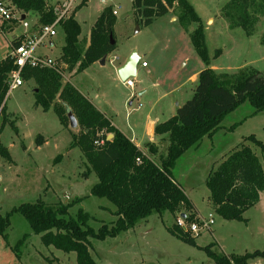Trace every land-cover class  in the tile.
I'll return each instance as SVG.
<instances>
[{
    "label": "rangeland",
    "instance_id": "374dc122",
    "mask_svg": "<svg viewBox=\"0 0 264 264\" xmlns=\"http://www.w3.org/2000/svg\"><path fill=\"white\" fill-rule=\"evenodd\" d=\"M69 1L45 0L50 8L61 7ZM229 1L188 0L203 26L209 66L213 65L218 73H234L249 67L264 74V14L259 17L251 36H246L241 28L229 29L226 20L221 16L222 7ZM81 2L82 0H74L71 7L73 9L69 14ZM107 7L117 10L114 25L115 49L106 57L103 65L97 62L93 66L94 70L90 68L85 74L71 73L74 70H70L61 58L64 33L60 28L52 38L53 48H46L44 45L35 51L36 54L47 55L57 61L63 82L75 85L86 94L84 89L89 93L98 91L97 84L91 81L96 79L101 82L100 90L116 101L121 97L125 101V98L131 95L125 103V107L131 110L138 105L137 90L153 83L163 88L175 86L180 83L186 72L194 68V62L191 60L186 68L182 67L180 57L183 54L191 56L194 53V61L202 63V68L205 67L202 60L195 55L191 42L186 44V41L190 40L187 32L178 21H170L171 15L177 19L178 11L157 17L151 25L145 27L134 15L132 0H86V5L79 10L76 17L81 27L80 36L88 37L91 26ZM13 11L18 13L16 9ZM35 15H27V21L33 22ZM166 23L176 24L170 30ZM189 29L193 31L195 25L192 24ZM18 32L20 29L5 36L0 35V61L9 56L8 39ZM82 43L83 40L81 45ZM129 51L138 52L141 58L138 62L139 75L136 79L132 78L133 84L136 85L134 90L121 81L111 82V79H108L110 71L115 72L117 58L123 60ZM217 51H221L220 54ZM112 60L113 64L110 62ZM143 61L149 64L150 69H155L153 77L147 76L141 70ZM140 78L143 82L138 85L137 80ZM195 86V83H188L181 92L189 91ZM34 89L31 82L24 81L21 87L10 91L4 99L5 118L8 122L0 131V144L7 148L12 163L6 162L0 156V215L5 216L21 204H33L37 201L52 207L71 203L65 218H75L78 211L82 210L90 216L88 226L94 231L102 224L110 225L115 221L114 206L105 199L91 196L90 189L96 184L97 177L93 172L85 174L88 170L87 163L79 148L69 149L71 136L78 134L79 128H69L68 122L61 125L52 110L43 112L40 107L37 108L33 96ZM130 101L132 105L129 106ZM1 118L2 115L0 125ZM39 135L44 139L41 146H37L35 141ZM250 135L264 146V110L255 112L248 102H244L223 118L219 129L212 136H204L196 146L178 158L170 171L173 182L182 189L199 214L195 213L194 220L213 221L209 231L200 233L195 238L196 247L182 243L167 231L180 215L186 216L182 209L174 215H152L115 238H106L103 241L90 239L89 253L94 262L215 264L200 249L210 244L213 245L212 252L222 256L264 251V191L260 193L259 202L244 213L243 216L247 219L244 223L226 221L219 217L213 210L205 185L209 172L241 145L249 147L259 161L264 163V155L260 149L251 142L244 141ZM159 145L162 146V151L168 143L159 142ZM59 156V160H56ZM158 159L159 156L154 159L155 162H158ZM9 222L7 239L0 238V264H76L75 253L65 254L52 246L45 247L40 241V235L33 234L26 220L19 214H12ZM24 235H27V238L20 252H17L14 245ZM249 264H264V259L256 258L249 261Z\"/></svg>",
    "mask_w": 264,
    "mask_h": 264
},
{
    "label": "trees",
    "instance_id": "16d2710c",
    "mask_svg": "<svg viewBox=\"0 0 264 264\" xmlns=\"http://www.w3.org/2000/svg\"><path fill=\"white\" fill-rule=\"evenodd\" d=\"M1 1V0H0ZM18 12L36 14L38 25H49L55 20L53 8L45 0H5ZM82 0L68 18L59 23L64 33L61 58L70 70L79 73L95 62L106 58L115 49V16L110 7L105 8L95 20L89 34L86 48L81 45V29L75 14L85 5ZM134 15L145 27L153 19L168 14H177L179 25L188 33L192 24L195 29L189 34L196 55L205 67L199 72L197 83L190 99L177 108L174 116L156 124L154 134L167 141L165 155L155 162L151 156L157 147L147 144L149 155H144L122 132L112 126L85 97L68 82L62 83V75L54 69L26 67L21 71L23 81L35 84L33 96L35 105L43 112L52 110L61 125L68 120L66 110L70 109L77 120L79 132L72 134L69 149L79 148L87 163V173H94L97 182L90 189L91 196L105 199L115 211V221L102 224L97 231L88 226L90 216L79 210L75 218H65L70 204L49 206L42 201L21 204L5 216L0 215V238L6 240L10 216H22L45 247L52 246L65 254L75 253L76 264H96L89 253L90 239L103 241L133 229L152 215L186 213L185 220L194 221L192 203L182 189L171 179L170 171L188 149L196 146L204 136H212L223 118L248 102L255 110H264V74L249 67L234 73H217L209 66L203 26L188 0H132ZM264 14V0H230L221 9V16L229 29L241 28L251 36L259 17ZM15 24V23H13ZM10 27L7 31H10ZM112 36L110 41L109 36ZM21 38H13L10 48L17 47ZM220 54L221 51H217ZM12 59L7 56L0 61V107L7 94L6 80L14 69ZM58 99V101H57ZM0 115V131L8 122L5 105ZM13 126V123H10ZM14 127V126H13ZM112 138L107 140V136ZM36 145L44 143L39 135ZM257 146L264 155V146L250 135L244 139ZM102 142V144H95ZM0 156L12 163L7 148L0 144ZM60 156L56 160H59ZM138 161V162H136ZM209 200L214 212L226 221L247 222L244 213L259 202L264 191V163L245 145L231 152L206 178ZM77 202L80 201L76 200ZM168 233L182 243L196 247L195 238L174 223ZM27 235L14 245L20 252ZM212 244L200 248L215 264H249L256 258L264 259V251L244 255L222 256L212 252ZM18 256V255H17Z\"/></svg>",
    "mask_w": 264,
    "mask_h": 264
},
{
    "label": "crops",
    "instance_id": "0c3cea01",
    "mask_svg": "<svg viewBox=\"0 0 264 264\" xmlns=\"http://www.w3.org/2000/svg\"><path fill=\"white\" fill-rule=\"evenodd\" d=\"M85 5H86V3H85ZM78 13H79V11L74 16L75 20H76ZM169 13H171V11H169L168 14ZM27 15H29V14H26V17H27ZM35 16H34L33 22L38 21L37 16L36 17ZM170 21L176 22L177 19L175 16L171 15ZM209 22H211V20H209ZM77 23H78V21H77ZM166 24H167V26L169 25V27H167V28H170V30H171L172 28H174V25L176 23H166ZM79 26H80V24H79ZM92 26H91V28H92ZM11 27H12V29L10 31L4 32V34H3L4 36L7 35V33H10V32L13 33L17 29H20V32L13 34L12 38L8 39L9 48H10V41L13 38H17L18 36H20L23 33V29L21 28L20 25L14 24ZM91 28H90V30H91ZM80 29H81V27H80ZM190 32H191V30L189 29L188 33H190ZM89 34H90V31H89ZM89 34H88V37L82 35V36H79V38H78L80 43H81V40H83L82 44H83L84 48H86L88 46ZM187 42H190V40L186 41V44H188ZM186 46H187L186 48H188V50L192 53V51L188 47V45H186ZM45 47L46 48H53L54 47V42L52 41V39L47 42ZM131 51H129L126 54V56L123 58V60L121 58H117V65L115 66V72L112 71V73H111V71H110V73L108 74V79L110 78L111 82L120 81L117 74H116V69L118 67H120L126 61L127 57L130 55ZM149 52H151V51L149 50ZM192 54H194V53H192ZM192 54H191V56H189L188 54H185V55L183 54V56L180 57V59H181L180 62L183 63V66H182L183 68H186L188 66V63L190 60L192 62H194V66H193L194 68H191V70L189 72H186L183 75V79L180 81L179 84L177 83L175 86H172V87L166 86V88H163V87H160L157 83H153L152 85H150L148 87H144L142 90H140V89L137 90V92H138L137 93V96H138L137 104L138 105L135 109L128 110L125 107V103L128 101L129 98H131V95H130V97L125 98V101L122 97L119 101H116V100L112 99V97H109L103 91L100 90L101 82L97 81L96 79H91L93 84H97V86H98V87H96V89L98 91H95L93 93H89L87 89H84V91H86V94H84V92H81V90H79L75 85L74 86L72 85V86L83 97H85L101 114H103L110 121V123L112 124L113 127H115L120 132H122L144 155H146V156L149 155V151L147 149V144H153L154 146H156L157 152L154 156H151L152 159H156L158 156L160 157V156L165 155L164 152H166V148L168 146L167 145L166 147H164L162 149V151L160 150L162 146L159 145V142H164L165 140H163L162 137L156 136L154 134V128H155L156 124L164 122V121L168 120L170 117L174 116L177 108L180 107L183 103H185L186 99H188L189 97L192 96L193 90L195 87L189 91H186V92H181L182 88H184V86H186L188 83L191 85H193L194 83L196 84L198 74L203 69L202 63H198L197 61H194ZM136 55L139 57V60H140L141 58H140V55L138 54V52H136ZM45 56H47V55H45ZM113 63L114 62L112 61V64ZM96 64H97V62L90 65L87 69L82 71V74H85L86 71L89 70L90 68H91V70H94L93 66H95ZM209 67L211 69H213L215 72L218 71V70H216V68L213 65H210ZM138 69H139V65H137V68H136V74L134 77L135 79L139 75ZM141 70L149 77H153L155 75V69L154 68L150 69L148 63H146V67H141ZM74 72H75V70L71 73H74ZM134 81H136V80H134ZM137 81H138V85H140L143 82V79L140 78ZM28 82H31V84L33 85V88H35V84L32 80H30ZM62 83L64 84L66 82L62 81ZM135 88H136V85H133L132 89L134 90ZM134 95H136V94L134 93ZM134 98L135 97H133V99ZM116 102L117 103L119 102V105H117ZM128 105L129 106L132 105L131 101L128 103ZM37 108H39V107H37ZM161 152H163V153H161ZM194 211H195V209H194ZM195 213L197 215H199L197 213V211H195Z\"/></svg>",
    "mask_w": 264,
    "mask_h": 264
},
{
    "label": "built area",
    "instance_id": "2783aa9c",
    "mask_svg": "<svg viewBox=\"0 0 264 264\" xmlns=\"http://www.w3.org/2000/svg\"><path fill=\"white\" fill-rule=\"evenodd\" d=\"M74 0H70L61 7H53V14L55 15V20L49 25H38L37 22L27 21L26 14L18 12L14 13L15 8L7 1H0V35H3L11 26L15 23L20 25L23 29V33L18 36L21 38V42L17 47L10 48L9 57L13 61L14 69L9 73L6 85L7 94L23 85V80L21 78V71L26 68H37V69H54L60 72V68L57 66V61L51 59L45 55L36 54L35 51L47 44L53 37L57 34V29L59 28V23L69 17V12L72 7ZM104 3V1H101ZM12 6V7H11ZM112 14L116 16L117 10L111 9ZM17 37V38H18ZM113 61V60H112ZM110 61V62H112ZM141 67H146V62H141ZM61 73V72H60ZM62 75V73H61ZM130 89L133 88L132 78L127 79L123 82ZM6 97V96H5ZM4 104V101L0 107V110ZM95 144H102V142H96ZM138 162V161H136ZM185 217L181 215L176 220L177 227L181 228L185 232H188L191 236L197 237L200 233L210 230V226L213 224L211 219H200L199 221L188 222Z\"/></svg>",
    "mask_w": 264,
    "mask_h": 264
},
{
    "label": "water",
    "instance_id": "95a60500",
    "mask_svg": "<svg viewBox=\"0 0 264 264\" xmlns=\"http://www.w3.org/2000/svg\"><path fill=\"white\" fill-rule=\"evenodd\" d=\"M138 29L136 30V32ZM110 41L112 39V36H109ZM113 44V42L111 41ZM106 58H103L99 61L101 65L104 64ZM139 62V57L136 55V52H131L130 55L127 57L126 61L116 69V74L121 82H125L127 79L134 78L136 74V68ZM66 117L68 120L69 128L76 129L78 127L77 120L72 114L70 109L66 110ZM112 138V135L107 136V140ZM184 217V215H181Z\"/></svg>",
    "mask_w": 264,
    "mask_h": 264
}]
</instances>
